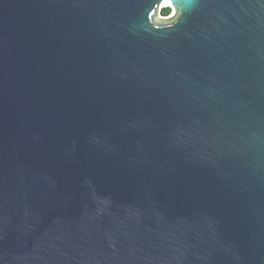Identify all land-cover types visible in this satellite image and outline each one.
Instances as JSON below:
<instances>
[{
    "label": "water",
    "instance_id": "obj_1",
    "mask_svg": "<svg viewBox=\"0 0 264 264\" xmlns=\"http://www.w3.org/2000/svg\"><path fill=\"white\" fill-rule=\"evenodd\" d=\"M164 1L0 0V264H264V0Z\"/></svg>",
    "mask_w": 264,
    "mask_h": 264
},
{
    "label": "trees",
    "instance_id": "obj_2",
    "mask_svg": "<svg viewBox=\"0 0 264 264\" xmlns=\"http://www.w3.org/2000/svg\"><path fill=\"white\" fill-rule=\"evenodd\" d=\"M172 11V7L171 6H164L162 8V14L163 15H170Z\"/></svg>",
    "mask_w": 264,
    "mask_h": 264
},
{
    "label": "bare ground",
    "instance_id": "obj_3",
    "mask_svg": "<svg viewBox=\"0 0 264 264\" xmlns=\"http://www.w3.org/2000/svg\"><path fill=\"white\" fill-rule=\"evenodd\" d=\"M162 5H172V2L169 0H166L162 3Z\"/></svg>",
    "mask_w": 264,
    "mask_h": 264
},
{
    "label": "rangeland",
    "instance_id": "obj_4",
    "mask_svg": "<svg viewBox=\"0 0 264 264\" xmlns=\"http://www.w3.org/2000/svg\"><path fill=\"white\" fill-rule=\"evenodd\" d=\"M173 11H174V10L172 9L171 14L173 13ZM159 15H162V10L160 11Z\"/></svg>",
    "mask_w": 264,
    "mask_h": 264
}]
</instances>
